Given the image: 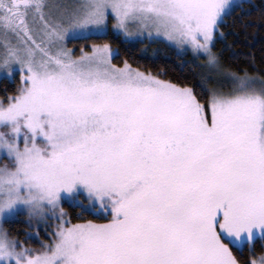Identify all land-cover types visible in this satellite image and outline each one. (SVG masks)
Instances as JSON below:
<instances>
[{"label": "snow or ice", "instance_id": "obj_1", "mask_svg": "<svg viewBox=\"0 0 264 264\" xmlns=\"http://www.w3.org/2000/svg\"><path fill=\"white\" fill-rule=\"evenodd\" d=\"M231 0H0V69L23 73L0 100V220L21 207L59 223L30 248L0 227V264H264V77L225 68L213 51ZM109 21L154 29L230 78L201 102L193 88L114 64L118 50L65 45ZM151 35V32H149ZM79 200L107 215L73 223Z\"/></svg>", "mask_w": 264, "mask_h": 264}, {"label": "trees", "instance_id": "obj_2", "mask_svg": "<svg viewBox=\"0 0 264 264\" xmlns=\"http://www.w3.org/2000/svg\"><path fill=\"white\" fill-rule=\"evenodd\" d=\"M222 35L217 34L215 40V51L218 53L224 67L243 72L263 73L264 74V0H243L237 5L221 23ZM97 42H107L118 50L115 62L123 64L127 61L135 67L142 68L153 73L161 74L165 79L180 85L190 84L196 91L198 90L199 79L207 81L203 72L194 67L188 69L187 58H176L171 51L169 55L159 53L153 54L143 50V42L128 41L119 35L108 33L106 35H90L86 38H76L71 40L70 45L85 47L90 49V44ZM78 49V48H77ZM175 53V52H174ZM192 61V60H191ZM201 101L200 92H196ZM203 99V100H202ZM65 210L68 212L71 221L81 220L82 218H93L102 220L89 209L81 217V207L78 204L64 203ZM47 216V215H46ZM44 215L41 220L33 222L24 214L13 220L5 222L9 233L22 241L25 245L32 248H40L44 242L50 241L54 231L53 223H48L51 217L46 220ZM260 246L256 244V249ZM236 255L242 261L248 260V248L245 250L236 249Z\"/></svg>", "mask_w": 264, "mask_h": 264}, {"label": "rangeland", "instance_id": "obj_3", "mask_svg": "<svg viewBox=\"0 0 264 264\" xmlns=\"http://www.w3.org/2000/svg\"><path fill=\"white\" fill-rule=\"evenodd\" d=\"M242 1L243 0H231V5L232 6L228 9V11L226 12L225 16L223 17L222 23L224 22L226 16L237 5H239ZM48 2L49 3H54V4L72 6V5H75V4L79 3L80 0H48ZM129 30L132 33V35H125L123 32H119L116 29H114L112 27V22L109 21L107 29H106V31L103 34L96 33V32H88V31L78 32V33H75V34H70V35H68L65 38V45H66V47L68 49L72 50L73 56L79 57L84 52L90 53L92 51V46L93 45H102V44H105L107 42L92 43V44H90V49H86L85 47L79 48L80 46H76V45H74V46L72 45L71 46L70 45L71 40L76 39V38H80V39L81 38H86V37H88L90 35H106L108 33H113L115 35H119V36L123 37L124 39H126L128 41H138V40H140L141 42H143V50L144 51H150L153 54L163 53V54L169 55L171 51H174L175 53L173 52V54H174L173 56H175L176 58H181L182 59V58H187V56H190V59L188 61L187 60L185 61V62H188L187 63L188 69H192V68L196 67V68L199 69V72L200 71L203 72L204 75L207 78L206 82H205V80H202V79L200 80L199 79V83L197 85L198 86V90L197 91L201 93V97L204 98V100H206L209 97L210 92H211L212 89H223L224 91H228L232 87V81H231L230 78L225 77L216 68L208 65L207 64V57L202 55V54L195 53L191 49V47H189V46H183L182 47V46L177 45L175 42L168 41L166 38H164L162 36L158 37L156 35L154 29L143 28L141 25L136 24V23L131 24ZM149 32H151V35L149 34ZM5 39L10 41L12 44H16L17 40H18V38L11 32H8L7 35L5 36L4 29L0 28V54H2V52H3ZM215 40H216V37H215ZM107 44H109L112 47V45L110 43H107ZM214 46H215V42H214ZM112 48L115 49L114 47H112ZM213 51L218 55V53L215 51V48H213ZM116 56L113 57V61L112 62L114 64L122 67L124 63L123 64H118L117 61L115 62ZM132 67L133 68H138V69H140L143 72H150L153 75L159 76L161 79H165L159 73L156 74V73L144 70V69L139 68V67H135V66H132ZM232 71H234V70H232ZM236 72H238V71H236ZM247 73H249L251 75H254V76L264 77L263 73H250V72H247ZM22 75H23V73L19 70L18 66H13V70L10 73L9 72H5L4 70L0 69V100H3L6 97L11 96V95H13V94H15L17 92V89L19 87H21V85L23 83L22 80H21V76ZM165 80H168V79H165ZM10 81H13V82H10ZM173 83H175V82H173ZM181 86H189V87L193 88L195 93L197 92L196 89H194V87H192V85H190V84H184V85H181ZM198 98H199V96H198ZM201 102H203V101H201ZM5 163H8V158L6 156L0 155V166H3ZM65 202H69L70 204H78L79 200L76 199V198L66 197L64 199V201H63V208L64 209H65V207H64V203ZM89 210L91 212L97 214L99 217H106V215H107L103 211L95 212L91 208H89ZM21 214H24L27 218H29L33 222H36L37 219L41 220V218H39V217L30 216L29 215V210H28L27 207H21L16 212H14L12 215H10L7 219L0 220V227H3L4 229H6L8 231V229L5 226V222L8 221V220H13V219L17 218L18 216H20ZM44 215L45 216L47 215L46 216V220L48 219V217H51L48 220V223H53V225H54L53 231L55 232L56 231V225L59 223V221L56 219V216L51 211L46 212ZM87 219H93V218H87ZM103 220L104 219L97 220V221L98 222H103ZM77 221H72V222L75 223ZM256 244H258L260 246V250L258 248L256 249ZM25 246L32 248L29 245H25ZM245 248H248V251H249L248 252L249 253L248 254V259H250L252 254H253V252H252V249L249 246L245 245V246L242 247V249L241 248H238V249L245 250ZM261 251H264V239L257 238V240L255 241V253H256V255H259Z\"/></svg>", "mask_w": 264, "mask_h": 264}, {"label": "flooded vegetation", "instance_id": "obj_4", "mask_svg": "<svg viewBox=\"0 0 264 264\" xmlns=\"http://www.w3.org/2000/svg\"><path fill=\"white\" fill-rule=\"evenodd\" d=\"M10 82H13V81H10Z\"/></svg>", "mask_w": 264, "mask_h": 264}]
</instances>
